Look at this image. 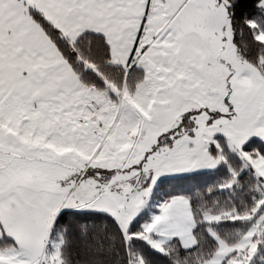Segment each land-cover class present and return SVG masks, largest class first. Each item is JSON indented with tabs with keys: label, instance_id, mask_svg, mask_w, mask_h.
<instances>
[{
	"label": "snow or ice",
	"instance_id": "obj_1",
	"mask_svg": "<svg viewBox=\"0 0 264 264\" xmlns=\"http://www.w3.org/2000/svg\"><path fill=\"white\" fill-rule=\"evenodd\" d=\"M0 264H264V0H0Z\"/></svg>",
	"mask_w": 264,
	"mask_h": 264
}]
</instances>
